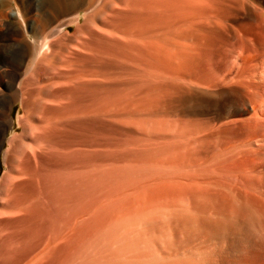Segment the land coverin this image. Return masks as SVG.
Returning <instances> with one entry per match:
<instances>
[{"label":"bare ground","instance_id":"1","mask_svg":"<svg viewBox=\"0 0 264 264\" xmlns=\"http://www.w3.org/2000/svg\"><path fill=\"white\" fill-rule=\"evenodd\" d=\"M7 1L8 0H0V4L6 6L8 4ZM19 1V10L14 13L10 12L9 10V12L11 13L10 16L16 20L14 27L15 30H13L14 34H12L19 36L20 40L14 39L13 37L12 44L4 43V45L2 44L0 46V50L7 53L8 55V58L6 60L2 58V62L6 66L19 65L20 69L17 73H15V76L12 75V82H8L9 84L7 83V87L15 92L13 98H11V100L9 101L8 97L0 95V103H7L9 106V109L6 111L5 115L8 120H11L12 130L13 128L15 130L16 126L19 127L21 124L20 119L15 120L14 118H12L15 106H20L22 110L21 113L24 114V119L26 121L24 120L25 123L20 126L21 129L19 127V133L14 132L15 134L11 138H5V135V140L1 142L0 150L2 149V160L4 162V165L8 169V172L4 174L3 179L7 178L8 181L5 179L7 182V184L4 182L6 184V188L4 189L5 191L1 189L2 187L0 183V189L2 190V193H6L5 197L7 198V207L3 206V202L5 204V199H2L4 201L0 202L2 204L0 205L1 208L5 207L7 211L6 214L12 218V221H14L12 222V224H16V226H14L16 229L18 228L16 231H14L15 234H13L14 232L12 233L13 236L11 239L7 237L9 239L8 242L14 243V241H16V236H21L25 244L23 242L20 243L22 244V249L16 246L14 248L12 247L13 249H11L10 246H4L7 247L6 249L2 248V246L1 249L2 251L3 249H5L7 253L6 257L4 258V264H40L41 261H44V258L47 259L46 257L49 255V253L52 256V252H55V250L59 248L58 247L57 249L52 251L56 247V243H59L60 238H62L61 241L63 240L64 242H61L63 248L65 247L64 244H66V247L68 244H71H67L66 242L68 241V239L70 240L72 236L74 237L75 232L70 237H66L69 234L65 235V233L69 230L71 232L72 226L75 227L77 225H73V223H75L74 221L77 220V218L83 217L87 213L90 214L89 210H93L96 207H101L102 205L105 206L104 204L106 203V199L111 196H116L118 191L121 190V187L122 191L125 190V188L123 189V187H126L125 185L120 186L119 189L115 188V185H117L115 182V184L113 185L115 187L112 190H109V192H104L105 185L108 184L110 179H112L111 177L114 174V177H117V175H119L116 173L118 171H121V163H126V161H133V163L136 161L138 163V158L140 155L142 156L141 162H144L142 161L144 160L143 156H151L150 158L152 159L155 153L160 154V152L162 155L160 154L161 156L159 157L164 158L165 155H167L166 152L171 151V149L172 154L168 155H173L175 157H173V159H180L178 157L176 158V156H182L181 148H183V145L185 146V143L187 141L192 139L189 138V135V140L187 139L184 143H181L183 141L178 140V143L182 144L180 147L178 146L179 148L175 146L176 144H178L177 142L175 145L172 142V146H175L172 147L171 144L168 143L170 138H166L167 133L166 131H163L164 127L167 126V120H159L160 124L162 123L166 125H164L161 130L162 132H164V134L166 133L165 136L162 135V132L160 131L161 136L153 134L148 135L146 139L141 138L139 141L131 139L126 141V143H128L124 145L114 143L113 140L111 141V138L112 135L117 131L118 133L122 131L118 128L117 125L124 124V121H132L131 118L136 117V115L140 112L148 114L149 118H144V120H133L136 121L134 122L135 126L141 127L144 124H150V122L154 124L153 117L155 119H158L159 115H164L162 114L163 107L168 106V102L171 105L175 97H182V95H185L186 93H188V91L190 93L191 89L189 85L192 84L186 82V80L189 79V76L187 79L185 77V80L184 76H182L183 74L179 72V66L183 64V62H187L185 60L189 59L192 56L193 51L196 48L195 46L199 41L200 34L210 33V35H212L214 31L215 33L217 32V27H222L226 30L227 22L231 17L235 15L236 12V10L234 11L232 8V5H234L233 3H236L238 7H240V9H243L246 5V0ZM31 18H35V21L32 22ZM30 21L32 22L31 24L29 23ZM72 27H74V30L71 32ZM243 29L244 31L241 30L240 32L242 33V36L244 38L255 35L259 36V32L255 30L254 27H243ZM32 31L34 32L33 39H29V33ZM16 62L18 63V65L14 64ZM168 67L171 68V70L168 69ZM61 68L63 70H61ZM8 74L10 73L7 72V75ZM50 77L52 81L51 79H49L48 82L47 80ZM131 108H135V110L138 111L137 114H133L134 112ZM259 111L262 113H259ZM259 111L255 113L254 117L256 118L258 116V118L261 120L259 115L264 118V110ZM156 122L158 121H155V123ZM180 122L182 121L180 120ZM148 124L147 126L150 128ZM153 124L150 125L154 129L155 127L159 126L156 124V126L154 127L155 124ZM177 125L178 123L176 122L175 127H179L180 125L185 126V124L182 123L179 124V126ZM185 127H183V129ZM187 127L189 128L190 126ZM188 128L187 130H189ZM150 132L154 133L155 131L152 130ZM189 132L191 133L194 131L190 129ZM175 133H177V131ZM192 134L193 133H191V135ZM167 139L168 141L164 142V140ZM173 139L178 138L174 136ZM158 141L162 142H159L157 144ZM205 141L206 143L209 142L208 140ZM155 142L159 148L154 147V151L152 145ZM202 142L201 144H203ZM195 143L196 142L194 141V144ZM2 145H5L6 148L3 149ZM204 145L205 147H207L206 145L208 144L204 143L200 147L204 148ZM131 146H142L144 147V149L141 147L140 148L143 150V152H140L141 149L132 150ZM183 149L184 151L188 150V148ZM173 151H177L176 156ZM164 152L166 153L165 155ZM190 153L192 154V152ZM218 157L219 156H217V158ZM222 160L224 161V159ZM126 166L128 167V165ZM244 170L240 171L242 178H246V173H248ZM122 171L127 172L128 170ZM198 171L196 170L195 172ZM149 173L151 175H146H149V177H151V171ZM208 173H212V171H208ZM225 173L227 172L225 171ZM235 173L236 172H234V174ZM190 174L191 171L189 175ZM204 174H206V171ZM180 175L181 174H179V176ZM206 175H203V177H208V175L211 176V174ZM223 175L224 174H222V176ZM234 177L236 176L234 175ZM143 179L142 182L144 181ZM149 179L151 178L145 179V181ZM159 179L163 180L161 176ZM139 180L140 181H134L136 182V184L134 182L130 183L131 185H133L132 183H134L135 187V185H137L139 182L141 183V179ZM160 182L158 183L159 185L162 184V182ZM186 182L184 181V183ZM218 182H221V180H218ZM241 182L243 183V180H241ZM128 184L126 183V185ZM131 185L128 188L133 187ZM221 185L223 186V184ZM153 186L154 188L150 187L148 189H154L152 191H157V189L160 188L159 186L157 187L155 185H152V187ZM175 186L173 189H176ZM195 186L197 187V185L193 186V191L190 187H188L191 189H189L188 191H190V193L191 191L193 193L194 191L195 193H197L200 188L198 189V187L196 188ZM204 186L203 188H205ZM200 187L202 190V186ZM144 189L145 188H143V190ZM148 189H146V193L150 191ZM181 189L179 191H184L187 189V187L186 189L184 187H182ZM196 189L198 190L196 191ZM170 191V193H173V190ZM179 191H177V194H181ZM207 192L209 194V191ZM142 193L141 195L144 194ZM184 193L182 192V194ZM129 195L128 198L126 196L125 200H129L131 198ZM217 197L218 196H216V198ZM119 200H121L120 197ZM130 200L132 201V199ZM182 200L183 199H181V201ZM234 200L233 202L236 203V201ZM179 201L177 202L178 204ZM124 203L125 202H123V204ZM73 204L74 206L78 205L77 207H82L80 208V214H76L73 217H70L69 215V220H67L68 217L65 218L67 221L65 219L62 220L63 223L66 221V223H64V226L63 223L61 226V222H59L60 224L57 225L58 229H56V231H58L56 232L54 231V229L53 232H50V230L52 229L51 219L53 215L60 216L62 209H64L65 207L67 208L73 206ZM114 204L115 203H113L112 205L114 206ZM115 206L118 207L119 205ZM250 206L251 205H249V207ZM147 207L149 208V206ZM86 208H89L88 211L86 210ZM110 208L111 207L109 206V209ZM257 208L259 209V207ZM113 210L116 211L117 209ZM136 210L138 211L139 209ZM165 210L164 213L166 212ZM240 210L244 213H241ZM240 210L239 212L241 214H239L241 216L247 213L245 212L247 210H244L243 208ZM130 211H132V209H130ZM141 211L142 209L140 210V212ZM255 211L256 210H254V212ZM252 214L254 213L252 212ZM259 214L261 213H258V215ZM255 215L257 214H254V216ZM184 216H186V214ZM246 216H248V214ZM260 216L262 217V215H259L258 217L255 216L254 219L261 218ZM104 218H106V216ZM9 219L7 222H9ZM89 219L88 223L92 222L90 221L91 219ZM112 219L113 218H111V222ZM134 219L135 218H133V220ZM227 219L230 221V218ZM246 219L249 221L248 217ZM246 219H243V221ZM254 219L252 221H256L258 223L259 219ZM3 220L4 219L2 218L0 222H2ZM189 220L191 221L190 218ZM194 220L192 222L196 223V220ZM209 220L210 219L208 218V221ZM84 221L82 220V222L80 221L81 223L79 222L80 228H78L80 233L82 230H84ZM211 222H209V224ZM221 222L222 221L215 222L214 224H222ZM207 224L208 222L205 223V225ZM244 224L246 225V227L247 225H249L248 229H250L252 223L247 222V224ZM244 224H239V222H237V225H235V227L237 226L236 230H238L239 228V230H241L240 225L245 226ZM262 224L263 223H261V225ZM184 225H187V223H184ZM238 225L240 226L239 228ZM103 227L104 226H102V228ZM235 227L232 228L234 229ZM246 227H243L242 229H245ZM262 227H264V225ZM10 228L11 227H9V229ZM225 228L228 227H224V229ZM233 229H227V232ZM248 229H246V231ZM194 230H196V228L193 229V231ZM218 230L216 231V234H220L218 233ZM252 230H249V232H252ZM125 231L126 229L123 232ZM263 231L261 230V232ZM79 232L78 234H80ZM5 234H9V232ZM78 234H75V236H82V234ZM253 235H249V237L251 238ZM262 236L264 238V235ZM246 237L248 238V236ZM0 238H2V235ZM250 238L248 239L250 240ZM19 239L17 241H19ZM74 239L78 241L79 238L74 237ZM64 240H66V242ZM76 241L74 240V242ZM17 245L19 244L17 243ZM3 256L5 255H2V257ZM140 256H136V258ZM144 262L147 261L144 260ZM185 263L186 262L184 261V264Z\"/></svg>","mask_w":264,"mask_h":264},{"label":"rangeland","instance_id":"2","mask_svg":"<svg viewBox=\"0 0 264 264\" xmlns=\"http://www.w3.org/2000/svg\"><path fill=\"white\" fill-rule=\"evenodd\" d=\"M7 3L9 5L7 4L6 6H4L0 4V46L2 44L4 45V43L12 44L13 37L14 39L20 40L19 36L13 35L14 34L13 30H15L14 27L16 20L10 16L11 14L10 12L14 13L19 10L20 1L8 0ZM233 4L234 5H232V8L234 11L236 10L235 12L236 16L234 15L229 19L226 25L227 29L225 30V28L223 29L222 27L220 28L217 27L216 29L217 32L215 33L214 31L213 34L211 33L212 35H210V33L200 34L199 41L195 46L196 48L194 49L192 56L189 59L185 60L187 62H183V64L179 66L180 69L179 72L183 74L182 76H184V79L185 77L187 79L189 76L190 80L189 79L187 80L185 79V80L186 82L192 84L189 85L191 89L190 93L188 91V93L182 95V97H177V98L175 97L171 105L168 102L167 104L168 106L163 107L164 113L162 112V114L164 115H159L158 119L157 118L155 119L153 117L155 125L151 122L150 124L151 125L153 124L154 127L156 126V124L159 125L155 127L156 130L148 123L147 124L150 126V128L147 126V124H144L141 127L135 126L134 122L136 121L133 120H144V118L148 119L149 117L148 114L146 113L140 112L139 114H137L138 111L135 110V108H131L132 111L134 112L133 114H137L136 117H133L134 119L131 118L132 121H124V124L117 125L118 128L121 129L122 131L119 130L120 131L119 133L117 131L112 135L113 139L111 138V141L113 140L114 143H117L119 145H124L128 143V142L126 143V141L131 139L139 141L141 138L146 139L148 135L156 134L158 136L159 135L161 136V132H162L161 130L165 124L162 123L160 124L159 120H167L168 121L166 123L167 126L165 125L166 127H164L165 130L163 129V131H166L167 133L166 138H170V140L168 141L167 139L164 140V142L168 141V143L171 144L172 146V142L175 145L176 142L178 143V140L179 141L181 140L183 141L181 143H184L186 142L187 139L189 140V138H191L192 140H189L185 143L186 147L183 145V148L186 149L188 148L189 151L188 150L184 151V149L181 148V151L183 152V153L181 152L182 156L181 155L176 156L177 151L176 152L173 151L175 153L176 158L178 157L180 159H173L174 157L173 155H168V154H172L171 152L172 149H171V151H168L170 153L166 152L167 155H165L166 153L164 152L165 155L164 158L159 157L162 155L160 152L161 155L159 153L158 154L155 153L154 156L152 155L153 156L152 159L150 158L151 156L150 157L143 156L144 160L142 161L144 162H141L142 156L140 155L139 156L140 159L138 158V163L136 161L134 163L133 161L132 162L126 161V163L125 162L121 163L122 165L120 168L121 174L118 171L119 173L118 172L116 173L119 174L117 175V177L116 176L114 177L115 175L114 174L111 177L112 179H110V181L108 179L109 182L107 181L108 184L105 185L104 192H109V190H112L115 186H116L115 188L119 189V187L123 185L126 186L123 187V189L125 188V190L122 191V187H121V190L118 191L116 196L114 197L111 196L107 198L106 203L104 204L106 207L108 206L107 208L102 205L101 207L99 206L93 210H89L90 214L87 213L88 215L85 214L83 217L77 218V220L74 221L75 223H73V225L74 224L77 225L75 227L72 226L71 232L69 230L67 231L68 233L67 232L65 233V235L69 234L66 237H70L74 234V232L75 234H78L80 223L82 222V220L83 221L86 220L83 222V226H85L84 230L82 231L80 230L81 233L79 232L80 234H82V236L78 237L77 235L75 236L74 234L75 238H79L78 241H76V239H74V237L72 236L71 239L70 240L68 239L67 242H66L67 239L64 240L67 244L68 243L71 244H68L67 247L66 244H64L65 247L63 248V245H61L62 244L61 242H63V240L61 241L62 238L60 239L58 238L59 243H56L57 245L52 251H54L58 247L59 248L55 250V252H52L53 253L52 256L49 253V255L46 257L47 259L44 258V261H41L40 264H92V263L93 264H145V263L146 264L147 263L148 264H179V263L184 264V261L186 262L185 264H193V263L201 264L202 262H203L202 264H264V238L262 236L264 235L263 234L264 227H262L264 225V220H263L264 219V212H263L264 211V128H263L264 118L261 117V115H259L261 120L258 118V116L256 118L254 117L256 112H258L259 110L261 111L264 110V45H263L264 0H246L245 1L246 5L243 9H240V7H238L236 3ZM35 18L33 19L31 18L32 19L31 21L32 22L35 21ZM31 21L29 22L30 24L32 23ZM243 27H254L255 30L259 32V36L255 35L244 38L242 36V33L240 32L241 30L244 31ZM73 28L74 27L71 28V32L74 30ZM33 35L34 32L33 31L30 32L29 39H33ZM252 38H256V39H252ZM4 53L5 52L0 50V68H1L0 95L8 97V100L10 101L11 98H13L15 92L7 87L8 86L7 83L12 82L11 80L12 75L15 76V73L19 71L20 66L18 65L17 62L14 64L18 65L19 67L6 66L2 61L3 59L6 60L8 58V55L7 53L5 54ZM168 69L171 70V68L169 67ZM61 70L63 69L61 68ZM7 72H9L10 74L7 75ZM49 79H51V77L48 78L47 80L48 82ZM8 109L9 106L7 103L6 104L0 103V147H1V142L5 140L4 139L5 135H6L5 138L7 137L11 138L15 133H19L21 129L20 126H22L26 121L24 119V114L21 113L22 110L20 106L19 105L15 106L14 112L12 114V118H14L15 120L20 119L21 124L19 126L20 129L18 126H16L15 130L13 128L14 130L13 131L11 126V120L10 119L8 120L5 115ZM259 113L262 112L259 111ZM182 119L184 120V122ZM252 119L253 120L256 119L254 120L255 122ZM180 120L182 122H180ZM155 121L158 122L155 123ZM176 122L178 123L177 126H179V124L182 123L185 124L186 127L184 125H180L182 127L180 126L175 127ZM187 126L190 127L188 128ZM183 127L185 128L183 129ZM187 128L189 130L191 129L194 131L191 132L193 133L192 135L189 132V130H187ZM152 130L155 132L154 133L150 132ZM174 131L175 132L177 131V133H175ZM165 134L164 132H162V135L165 136ZM174 136L178 139H173ZM205 140H208L209 142L206 143ZM162 141H158L157 144ZM194 141L196 142L195 144ZM201 142L203 144L204 143L208 144L206 145L207 147H205L204 145V148L206 149L200 147L203 145L201 144ZM181 143L180 144L178 143L179 145L176 144L175 146L180 147L182 145ZM157 144L155 142L152 145V148L154 147L157 148L158 147ZM186 144H188L189 146ZM2 146L3 149L6 148L5 145ZM140 147L144 149V147L142 146ZM140 147L131 146V149L132 150L141 149ZM140 152L142 153L143 150L141 149ZM190 152H192V154ZM1 153H2V149L0 150V181H1L0 183L2 188L1 187L0 188L4 190L6 188L7 178L3 179V176L6 172H8V169L4 165ZM217 156H219L218 157L219 159L217 158ZM222 159H224V161ZM211 164H213L214 166ZM126 165H128V167ZM195 169L199 171L195 172L196 171ZM122 170L124 171L128 170L129 172L128 171L123 172ZM189 170L191 171L190 175H189L190 173ZM243 170L248 172L246 173L247 174L246 178L241 177L240 171ZM150 171L152 173L151 177H149V175H146V174H150L149 173ZM205 171L206 174H211V176L208 175V177H206L207 175L204 174ZM208 171L209 172L212 171V173H208ZM225 171L227 173H225ZM234 172H236L237 174L236 173L234 174ZM179 174L181 175L179 176ZM222 174L224 175L222 176ZM233 174L237 178L234 177ZM203 175L206 176L203 177ZM160 176L161 178H163V180L159 179ZM177 176L179 177V179ZM197 177L198 178L202 177V178L198 179ZM143 178L145 179L151 178V179H149L150 181L149 180L145 181V179ZM139 179H141V183L139 182L138 183L139 185L137 184L134 187V183L136 184V182L134 181H140ZM142 179L144 180L143 182ZM218 180L219 181L221 180L222 183L218 182ZM241 180H243V183L241 182ZM160 181L162 182V184H160L161 186L158 184ZM184 181L185 182L189 181V182L184 183ZM115 182L117 185L113 186ZM130 182H134L132 183L133 185H131ZM226 182L228 185L226 184ZM126 183L127 184L129 183L133 187L128 188L130 185L128 184L129 185L128 186L126 185ZM176 184H180V185H176ZM193 184L197 185L198 189L200 188L199 190L196 189V191L198 190L197 192L198 194L195 193V191L194 193L192 192L193 191L192 188L194 186ZM221 184H223V186ZM152 185L160 187L157 189V191L155 190L157 193L155 191H152L154 189H148L150 187L154 188V186L152 187ZM175 185L179 187H176ZM174 186L176 189H173ZM200 186H202V190ZM203 186L205 188H203ZM182 187H184L185 189L187 187V189L186 190L183 189L184 191H179ZM188 187L192 189L191 193L190 191H188L190 189ZM143 188L145 189L143 190ZM216 188H220V189H216ZM1 189H0V194H1L0 198L2 196L3 197L0 199V202H3L4 200L2 199H5V204L3 202V206L7 207V202H6L7 198L5 197L6 193H2ZM146 189L150 191L147 190L148 192L146 193ZM138 190L141 193L143 192L144 194L142 193L143 195H141V193ZM170 190H173V193H170L171 192ZM177 191H179L181 194H177ZM207 191H209V194ZM182 192L183 193L185 192L184 193L185 197L184 194H182ZM124 195H126L127 198L129 195L131 197L129 198L132 199V201L130 199L125 200L126 196ZM216 196L218 197L216 198ZM116 197L118 198V201ZM119 197L121 198V200H119ZM122 198L124 199V201ZM181 199L183 200L181 201ZM233 200L236 201V203L233 202ZM178 201L179 204L177 203ZM123 202H125L124 203L125 205L123 204ZM113 203H115L114 206L115 205L117 206L119 205V206L118 207L115 206L116 207L115 208L112 205ZM1 205H0V213H1L0 220H2L3 218L5 222L4 220L0 222L1 223L0 234L2 235V238H0V250L2 251L1 249L2 246H3L2 248L5 249L8 246H10L11 249H13L15 246L20 247V249H22L23 247L22 244L20 243L23 242V238H21V236L20 237L16 236V238L13 237L15 238L16 241L19 238H21L17 242L16 241H14V243L8 242L9 239L12 238L13 234H15L14 231H16L18 228L17 229L15 228L16 224H12V222L14 221H12V218L6 214L7 211L5 207L1 208ZM249 205L251 206L249 207ZM77 206H74L73 204V206L67 208L65 207L64 209L61 210L60 216L59 215L57 216L53 215V217L51 216L52 229L50 230V232L51 231L53 232L54 229H55L54 231L58 229L57 225L60 224L59 222H61V226H62L63 223L62 220L67 218L69 215L70 217H73L76 214L77 215L80 214L81 212L80 208L82 207L81 206L77 207ZM109 206L112 209L111 208L109 209ZM147 206H149V208ZM257 207H259V209ZM89 208H86V210L88 211ZM208 208H210L211 210ZM242 208L244 210H247L245 211L247 213L244 215L246 216L248 214V216L245 217L243 214H242L243 216L240 215L241 213H244L241 212L240 210ZM113 209L115 210L117 209V210L114 211ZM130 209H132V211H130ZM136 209L139 210L137 211ZM141 209L142 211L140 212ZM236 209H239L241 213L239 212V210ZM164 210L166 211L165 213ZM254 210L256 211L254 212ZM252 212L254 214H257L255 215L257 217L259 215H262L263 218L260 216L261 218L254 219L255 216L254 214H252ZM258 213L261 214L258 215ZM185 214L186 216H184ZM1 215L9 216V217H2ZM249 215L252 216L250 217ZM105 216L106 218H104ZM242 217L243 219H246L247 217L249 219L250 217L251 221L250 219L249 221L246 219L244 220L245 221L244 222ZM111 218H113L112 222H111ZM133 218L135 219L133 220ZM189 218L191 219V221L189 220ZM208 218L210 219L209 221ZM227 218H230V221ZM8 219L9 222H7ZM69 219L70 218L68 217L67 220ZM88 219L92 222L88 223L89 222ZM253 219L254 220L259 219L260 222L263 224L261 225L259 220L258 223L256 221H252ZM193 220L196 223L199 222L198 223L199 225L192 222ZM66 221L64 223H66ZM186 221H189L190 223ZM220 221H222L221 222L222 224L220 223L214 224L215 222H220ZM246 221L248 223L249 222L252 223L253 225L251 224V226L253 227L250 226V229H248L249 225H247L246 227V225L244 224V223L247 224ZM206 222H208L207 225H205ZM209 222H211L213 225L211 223L209 224ZM237 222H239V224H244L245 226L240 225L241 230H239L240 226L238 225L239 229L236 230L237 226L235 227V225H237ZM184 223H187L188 226L184 225ZM257 225L259 228L257 227ZM102 226L104 227L102 228ZM9 227L11 228L9 229ZM224 227H228V228L224 229ZM232 227L235 228L233 229ZM243 227L246 228L242 229ZM195 228L196 230L193 231V229ZM253 228L258 230H255ZM125 229L126 231L123 232ZM227 229H233V230L231 231L229 230L227 232ZM246 229L248 230L246 231ZM260 229L263 232H261ZM217 230L218 233L220 234H216ZM249 230H252V232L257 231L255 232L256 235L254 234V232L253 233L249 232ZM8 232L9 234H5ZM249 235H253L251 237L253 239H251ZM246 236H248V238H250L251 241ZM73 239L76 242H74ZM17 243L19 245H17ZM58 244H60L61 246ZM5 249H3L2 252L0 251V253H3L0 254L1 255L0 264L2 263L4 264V258L7 255ZM2 255L5 256L2 257ZM136 256H140V257L136 258ZM165 258H169V259H165ZM144 260L147 262H144ZM170 260L173 262H171Z\"/></svg>","mask_w":264,"mask_h":264}]
</instances>
